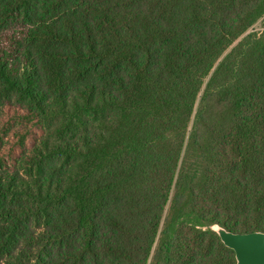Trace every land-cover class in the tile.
Segmentation results:
<instances>
[{"label": "trees", "instance_id": "obj_1", "mask_svg": "<svg viewBox=\"0 0 264 264\" xmlns=\"http://www.w3.org/2000/svg\"><path fill=\"white\" fill-rule=\"evenodd\" d=\"M214 226L264 232V0H0V264H236Z\"/></svg>", "mask_w": 264, "mask_h": 264}, {"label": "water", "instance_id": "obj_2", "mask_svg": "<svg viewBox=\"0 0 264 264\" xmlns=\"http://www.w3.org/2000/svg\"><path fill=\"white\" fill-rule=\"evenodd\" d=\"M214 230L233 250L236 264H264V232L234 233L220 227Z\"/></svg>", "mask_w": 264, "mask_h": 264}, {"label": "rangeland", "instance_id": "obj_3", "mask_svg": "<svg viewBox=\"0 0 264 264\" xmlns=\"http://www.w3.org/2000/svg\"><path fill=\"white\" fill-rule=\"evenodd\" d=\"M254 30H259V29H262V23L261 22H258L255 24V26L253 27ZM216 227V226H214Z\"/></svg>", "mask_w": 264, "mask_h": 264}]
</instances>
